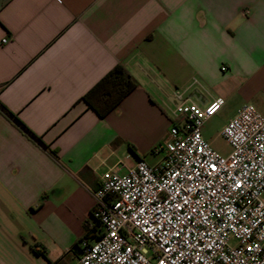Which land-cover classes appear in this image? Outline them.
<instances>
[{
	"label": "crops",
	"instance_id": "0c3cea01",
	"mask_svg": "<svg viewBox=\"0 0 264 264\" xmlns=\"http://www.w3.org/2000/svg\"><path fill=\"white\" fill-rule=\"evenodd\" d=\"M117 64L138 85L100 117L83 97ZM216 99L264 114V0H0V264H74L102 173Z\"/></svg>",
	"mask_w": 264,
	"mask_h": 264
},
{
	"label": "built area",
	"instance_id": "2783aa9c",
	"mask_svg": "<svg viewBox=\"0 0 264 264\" xmlns=\"http://www.w3.org/2000/svg\"><path fill=\"white\" fill-rule=\"evenodd\" d=\"M223 104L169 107L161 162L102 173L94 238L81 239L74 264H264V114L242 104L221 131L232 148L222 155L202 131Z\"/></svg>",
	"mask_w": 264,
	"mask_h": 264
},
{
	"label": "trees",
	"instance_id": "16d2710c",
	"mask_svg": "<svg viewBox=\"0 0 264 264\" xmlns=\"http://www.w3.org/2000/svg\"><path fill=\"white\" fill-rule=\"evenodd\" d=\"M137 85V81L129 73L128 69L122 64H117L84 95L83 99L98 116L104 117L113 111L122 99L130 94ZM131 150L134 152L132 147ZM95 231L96 229L91 233Z\"/></svg>",
	"mask_w": 264,
	"mask_h": 264
},
{
	"label": "rangeland",
	"instance_id": "374dc122",
	"mask_svg": "<svg viewBox=\"0 0 264 264\" xmlns=\"http://www.w3.org/2000/svg\"><path fill=\"white\" fill-rule=\"evenodd\" d=\"M235 114V101H232L231 103H226L221 107L217 114H215L214 116L212 115L208 120H206L203 126V138L209 143H211L213 149L216 152L222 155H227L228 153H230L232 148L221 135V131H223L227 123L234 117ZM172 116L173 115L170 114V117L173 120ZM162 159L163 153H161V155H159L155 160H152V163L156 161L161 162ZM120 174L126 173L125 171H121Z\"/></svg>",
	"mask_w": 264,
	"mask_h": 264
},
{
	"label": "water",
	"instance_id": "95a60500",
	"mask_svg": "<svg viewBox=\"0 0 264 264\" xmlns=\"http://www.w3.org/2000/svg\"><path fill=\"white\" fill-rule=\"evenodd\" d=\"M145 74H146V76H148L147 78H149L151 80V82H153L154 84H156V81L153 78H151V76H149V74H147V73H145ZM159 88H161V87L159 86Z\"/></svg>",
	"mask_w": 264,
	"mask_h": 264
}]
</instances>
